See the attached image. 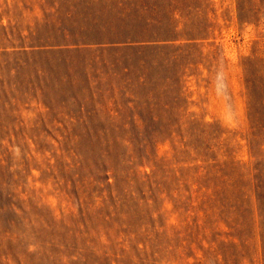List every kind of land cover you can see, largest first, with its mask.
<instances>
[{"label": "rangeland", "instance_id": "obj_1", "mask_svg": "<svg viewBox=\"0 0 264 264\" xmlns=\"http://www.w3.org/2000/svg\"><path fill=\"white\" fill-rule=\"evenodd\" d=\"M263 101L264 0H0V264H264Z\"/></svg>", "mask_w": 264, "mask_h": 264}, {"label": "trees", "instance_id": "obj_2", "mask_svg": "<svg viewBox=\"0 0 264 264\" xmlns=\"http://www.w3.org/2000/svg\"><path fill=\"white\" fill-rule=\"evenodd\" d=\"M174 32V29L171 28L169 24H165L160 20H153L142 26L129 27L121 31L113 32L107 36L109 37L108 40L112 43L169 42L177 40V35H174ZM193 39H197V37ZM143 74L138 77L137 81L128 85L129 88L132 87L133 90L139 88L140 90L144 89L149 92L143 102V104L147 106V110L141 105L140 99L143 98H138L136 96L138 107L142 108L143 114L145 113L146 115L145 117L151 121H149V124L160 123L163 129H165V127L169 129L174 128L181 120L179 116L182 109V99L179 95H175L173 90L174 85L167 83L169 79L161 81V79L154 76L152 73ZM159 113L162 114L161 118ZM164 114L166 115L165 117ZM156 119H158V122H155ZM143 121L146 122L145 119H143Z\"/></svg>", "mask_w": 264, "mask_h": 264}]
</instances>
